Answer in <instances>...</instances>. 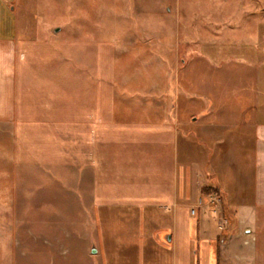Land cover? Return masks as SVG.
Returning <instances> with one entry per match:
<instances>
[{"label": "rangeland", "instance_id": "rangeland-1", "mask_svg": "<svg viewBox=\"0 0 264 264\" xmlns=\"http://www.w3.org/2000/svg\"><path fill=\"white\" fill-rule=\"evenodd\" d=\"M135 1L13 3L19 30L0 84V264L117 261L98 220L102 198L137 192L106 185L159 166L154 136L118 128L156 125L189 97L234 107L246 72L240 57L256 49L264 58V14L242 10L255 8L251 0Z\"/></svg>", "mask_w": 264, "mask_h": 264}, {"label": "crops", "instance_id": "crops-1", "mask_svg": "<svg viewBox=\"0 0 264 264\" xmlns=\"http://www.w3.org/2000/svg\"><path fill=\"white\" fill-rule=\"evenodd\" d=\"M15 1L0 0V84L10 61L7 48L18 36ZM251 2L255 8H243L244 14H264V0ZM254 21L248 19L252 33L257 30ZM252 53L240 57L246 72L240 75L234 107L196 104L189 97L186 103H173V113H163L156 125L118 128L124 134L154 136L159 166L140 181L106 185L137 192L102 198L107 213L98 219L106 223L101 231L107 246L119 254L112 264L264 262V249L257 244L264 226V213H259L264 209V58L256 49ZM187 89L190 93L194 87ZM194 108L202 113L194 116ZM230 109L232 120L226 112ZM222 205L234 207V217L219 213ZM118 206L129 207V212L119 213ZM195 206L202 212L193 211Z\"/></svg>", "mask_w": 264, "mask_h": 264}, {"label": "water", "instance_id": "water-1", "mask_svg": "<svg viewBox=\"0 0 264 264\" xmlns=\"http://www.w3.org/2000/svg\"><path fill=\"white\" fill-rule=\"evenodd\" d=\"M171 240V237H170V235H169V237L167 238V241H170Z\"/></svg>", "mask_w": 264, "mask_h": 264}, {"label": "trees", "instance_id": "trees-1", "mask_svg": "<svg viewBox=\"0 0 264 264\" xmlns=\"http://www.w3.org/2000/svg\"><path fill=\"white\" fill-rule=\"evenodd\" d=\"M206 190H207V189H204V191H203V192H204V193H206V192H207Z\"/></svg>", "mask_w": 264, "mask_h": 264}]
</instances>
